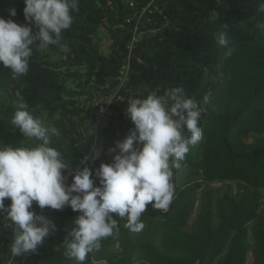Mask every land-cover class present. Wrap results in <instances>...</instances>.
Returning a JSON list of instances; mask_svg holds the SVG:
<instances>
[{
	"label": "trees",
	"instance_id": "16d2710c",
	"mask_svg": "<svg viewBox=\"0 0 264 264\" xmlns=\"http://www.w3.org/2000/svg\"><path fill=\"white\" fill-rule=\"evenodd\" d=\"M100 1L106 7L111 0ZM137 1L140 6L151 2ZM113 2L115 6L120 2L123 7L121 1ZM261 2L264 0H157L154 3L159 8L153 6V14L148 15L156 22L152 27L162 28V33L137 45L131 55L129 81L119 94L127 99L133 90L147 86L151 93L158 91L163 95L167 89L182 87L188 98L204 103L205 107L198 104L204 110L199 119L203 136L199 143L190 146L180 162L181 168L174 169L175 194L168 211L154 209L149 204L140 218L145 228L139 233L124 227L126 219L115 217L119 231L102 240L101 250L89 254L85 264H249L252 244L247 226L251 223L254 224L255 246L252 264H264L261 202L264 191V12L258 10ZM24 7L23 0H0V17L23 25L26 23ZM11 8L17 12L15 17L9 15ZM119 11L115 20L114 13L99 8L95 0H79L78 11L71 13L72 26L61 36V45L69 50L64 52L60 46L50 45L57 55L66 57L67 64L87 66V81H94L95 88L105 89L108 81L115 80L130 55L128 45L132 34L129 32L117 41L111 57L101 55L94 40L106 17L113 23L125 22L123 8ZM224 24L228 25L227 48L215 39V33L223 30ZM29 26L31 34L35 35L38 28L34 24ZM31 47L33 54L27 74L14 79L9 69L0 66V89L9 87L16 97L19 92L27 109L38 119L44 111L51 117L59 113L61 117L53 121L54 127H59L63 119L72 123L82 111L65 97L73 98L76 93L68 91L59 81L51 63L42 56L38 39ZM125 106L127 101H119L113 107L119 112L120 121V112ZM15 111L14 106L7 108L11 116ZM86 113L77 123L81 131H72L75 162L79 157L75 148L77 139L82 135L92 136L90 128L95 116H91L89 110ZM126 125L120 128L119 138L105 145L102 163H112L114 153L110 149L116 142L123 141L133 127L130 120ZM112 129L114 127L103 131L100 141H104ZM254 135L260 136L251 142ZM25 138L13 126L12 144L18 146ZM62 143L60 138H53L51 146ZM193 176L207 183L233 182L238 186L236 194L226 192L221 199L217 225L213 223L211 206L206 205L200 231L185 229L201 188V182L191 181ZM97 183L99 186V181ZM9 204L10 199H6L5 205ZM32 210L39 215L40 208L35 202ZM45 215L52 219L57 231L32 253L34 263H30L29 253L15 258L13 264L24 261L27 264H73L66 258L63 244L79 213L66 206L62 210L47 211ZM1 227L0 264H8L12 231L3 224Z\"/></svg>",
	"mask_w": 264,
	"mask_h": 264
},
{
	"label": "clouds",
	"instance_id": "9594fccd",
	"mask_svg": "<svg viewBox=\"0 0 264 264\" xmlns=\"http://www.w3.org/2000/svg\"><path fill=\"white\" fill-rule=\"evenodd\" d=\"M23 25L13 19L0 17V66L9 69L13 78L29 71L32 45L40 47L61 45L62 32L70 29L73 11L79 0H23ZM258 10L264 12V2ZM15 17L14 8L9 9ZM30 24L38 28L31 34ZM215 33L222 47L229 44L228 25ZM21 102L11 118V125L29 139L39 141L34 147H0V224L11 229V258L35 253L45 238L57 231L55 223L33 211V203L41 209L62 210L66 206L79 213L65 239V256L73 264H85L89 254L101 250V241L119 231L117 219H126L124 227L139 233L145 228L140 219L149 204L167 212L175 194L174 169L202 139L199 126L200 110L197 101L188 98L182 87L167 89L163 95L152 92L146 98H127L125 116L133 127L123 141L110 152L115 153L110 164L101 163L93 171L87 166L88 157L81 160L82 170L66 183L65 172L70 163L62 153L50 146L59 135L54 126H45ZM123 101L124 97H120ZM207 102V97H205ZM99 156L93 151L92 158ZM11 203L5 205V200ZM115 214V215H114ZM106 264V262H101Z\"/></svg>",
	"mask_w": 264,
	"mask_h": 264
},
{
	"label": "rangeland",
	"instance_id": "374dc122",
	"mask_svg": "<svg viewBox=\"0 0 264 264\" xmlns=\"http://www.w3.org/2000/svg\"><path fill=\"white\" fill-rule=\"evenodd\" d=\"M112 3L113 0H111ZM121 1L123 7L120 6V2L118 5L107 3L106 7L100 0H95L96 5L99 8H103L105 10H110L111 13H114V19L116 20L120 11L119 9L123 8L125 13L124 21L113 23L109 18H105L103 20V24L98 28L96 35L94 36V40L99 47L101 55L105 57H111L113 52L116 50L117 41L121 40L123 36L127 35V33H131L132 28L134 27L135 20H133V14H135L136 10H132L128 8V0H117ZM133 12L132 14H129ZM130 20V23L128 22ZM162 30L156 36L161 35ZM156 37H151L148 39H155ZM118 50V48H117ZM40 52L45 60L51 63L53 70L57 73L59 77V81L65 86L68 91L75 92L76 96L73 98L65 97L66 101H70L75 105L76 109H80L82 113L80 117H85L86 112L89 110L91 115L100 112L101 108H106L107 106L112 104V107L116 106L119 101L125 102L126 97L120 96V86L116 80H110L107 82L106 88L100 87L95 88V83L92 81L88 83V68L85 65L80 66H72L66 63V57H61L57 55L53 50H51L50 46L47 48H40ZM158 94V91H154ZM151 93V89L147 86H141L138 89H135L131 92L134 98H146L147 95ZM160 95V94H158ZM120 97H124V100L121 101ZM21 102L20 98H17L13 93V90L9 87H3L0 89V147L2 146H12V147H34L39 141L34 139L25 138L24 141L15 146L11 142L13 125H11L10 121L12 116L8 114L7 108L9 106H14L17 108L18 103ZM24 102V101H23ZM25 103V102H24ZM198 103V101H197ZM201 103V102H199ZM198 103V104H199ZM26 105V103H25ZM201 107H205L204 103L199 104ZM27 107V105H26ZM127 106L121 109V121L118 118L111 119L105 115L103 117L104 128L101 130L102 132L107 131L114 127V129L110 130L108 136L104 140V147L111 141L119 138L121 130L120 128H125L126 123L129 121L125 116V109ZM109 109H111L109 107ZM114 111L117 109L113 108ZM119 113L118 111H116ZM61 115L57 113L54 117H51L48 111H44L40 115V120L43 122L45 126H53V121L55 119H59ZM72 120V123H69L66 119H63L62 123L59 127H56L59 131L58 136H54L53 138H60L63 143L61 145H56L54 148L58 149L63 157L67 158V161L74 162L76 161V156L73 151V143L75 140V136H72V131L77 130L81 131V127L77 126V123H80L81 118ZM101 132V134H102ZM74 134V133H73ZM260 135H254L250 138V141H255ZM52 138V139H53ZM51 146V145H50ZM192 182L199 181L201 182V188L197 192L195 196V206L193 209L192 216L189 221V225L185 228L186 231H200L202 229V213H204V209L206 205H210L213 214V223L217 225L219 222L218 217V206L220 204L221 199L225 195L226 192H231L232 194H236L238 191V186L233 182H220V183H207L201 177L193 176L191 179ZM261 202L262 209L264 210V191L261 192ZM11 203V201H10ZM46 218L50 219L49 216L45 215ZM77 218V217H76ZM253 230L254 224L251 223L247 226L248 238L252 244V249L249 252V264H252L253 259L255 258L254 250V238H253ZM0 235L3 237L2 227L0 224ZM11 243V242H10ZM10 249V244L8 246ZM10 251L7 253L9 254ZM28 258H31L30 263H34L35 259L32 256V253L28 255ZM101 264V263H100ZM137 264H149L147 262L137 263Z\"/></svg>",
	"mask_w": 264,
	"mask_h": 264
},
{
	"label": "built area",
	"instance_id": "2783aa9c",
	"mask_svg": "<svg viewBox=\"0 0 264 264\" xmlns=\"http://www.w3.org/2000/svg\"><path fill=\"white\" fill-rule=\"evenodd\" d=\"M157 0H151L147 5L140 6L139 1L137 0H128V8L132 10H136L135 14H133V20H135L134 27L131 30L132 39L130 44L128 45V49L130 51V55L127 59V62L121 67L119 71L118 77L115 79L116 82L119 83L120 91L124 88V86L129 81V75H130V60L131 55L133 51L136 49L137 45L142 42L144 39H148L151 37H156L162 28H156L152 27L156 25V22L149 17V15L153 14L152 7L154 6L155 9H158V6H155V2ZM111 4L112 1H110ZM160 14L162 13V10H159ZM149 14V15H148ZM166 19V18H165ZM128 22L130 23V20L128 19ZM127 101V99H125ZM109 107L111 109H109ZM200 113L204 112L202 108H199ZM91 115V113H90ZM107 115L108 117H111V119L118 118L120 115L116 111H114L112 104L107 106L106 108H101L100 112L93 114L91 116H95V122L90 128L91 137L87 135L80 136L76 143L75 148L78 152V162H70V172H65L64 175L66 177V183L70 184L72 182V175H74L75 171L77 169L82 170L83 166L80 162L85 157H88L87 166L93 171V179L96 181V186H98L97 181L98 179L95 177V170L99 168L101 165V160L103 158L104 153V141H100V135L101 130L104 128V119L103 117ZM93 151H98L99 156L95 159L92 158ZM115 155V153H114ZM104 163V162H103ZM92 178V177H91ZM47 211H52L48 208H45L43 210L40 209L39 215H44L47 213ZM12 259V258H11ZM23 264H27V261H24Z\"/></svg>",
	"mask_w": 264,
	"mask_h": 264
}]
</instances>
